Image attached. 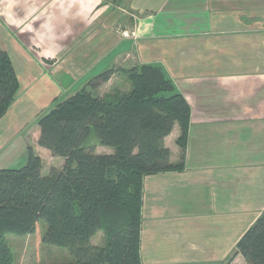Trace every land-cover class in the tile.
I'll use <instances>...</instances> for the list:
<instances>
[{
	"label": "crops",
	"instance_id": "obj_1",
	"mask_svg": "<svg viewBox=\"0 0 264 264\" xmlns=\"http://www.w3.org/2000/svg\"><path fill=\"white\" fill-rule=\"evenodd\" d=\"M0 50L20 84L0 119V153L22 139L26 153L30 146L41 158L42 171L44 159L52 160L48 170L64 159L55 163L36 144L40 117L103 72L114 71L95 92L100 97L128 92L123 70L161 66L190 107L185 169L192 165L196 172L144 179L140 261L245 264L240 255L225 262L227 252L219 250L194 253L201 241L180 236L192 230L175 226L244 220L232 229L238 241L264 210V162L242 165L250 155L264 159V0H120L117 6L108 0H0ZM179 134L175 125L165 137L170 162ZM210 154L224 161L211 162ZM158 176L164 178L151 184ZM149 212L155 221L144 220ZM152 237L167 244L148 254Z\"/></svg>",
	"mask_w": 264,
	"mask_h": 264
},
{
	"label": "trees",
	"instance_id": "obj_2",
	"mask_svg": "<svg viewBox=\"0 0 264 264\" xmlns=\"http://www.w3.org/2000/svg\"><path fill=\"white\" fill-rule=\"evenodd\" d=\"M109 70L39 118L37 145L64 159L42 174V160L27 148L19 169H0V264H16L6 235H32L43 223L42 242L66 250L64 264H142L140 256L144 179L180 172L184 157L170 162L165 146L174 126L185 149L190 107L155 64L123 70L128 92L103 97ZM8 54L0 50V119L20 84ZM91 137L96 143H90ZM96 146L111 154L95 153ZM235 244L245 264H264V210ZM103 233V245L92 244Z\"/></svg>",
	"mask_w": 264,
	"mask_h": 264
},
{
	"label": "rangeland",
	"instance_id": "obj_3",
	"mask_svg": "<svg viewBox=\"0 0 264 264\" xmlns=\"http://www.w3.org/2000/svg\"><path fill=\"white\" fill-rule=\"evenodd\" d=\"M104 2H106V0H103ZM110 2H113L115 4V6H117L119 4L120 0H108ZM121 3V2H120ZM190 123V121H189ZM179 130V127H178ZM180 131V130H179ZM179 137V136H177ZM176 137V141L177 138ZM26 142H32V138H26L25 139ZM188 140V137H187ZM19 142H22V139H17L15 144H12L10 146H8L7 148H5L3 151H1L0 153V169H19L20 167H23L26 163L27 160V153L25 151V148L21 146V144ZM90 143H96V141H94V138L91 137ZM19 143V144H18ZM170 143V140H169ZM171 144V143H170ZM177 145V143L175 144ZM174 147V146H173ZM43 149V148H42ZM187 141L185 143V149L184 150H180V147L177 145V149H176V154H173L172 158L173 161L172 163H178L177 161H179L180 157L183 155L184 157V168L183 170H181L180 172H170L173 173L172 176H165V177H179V178H184V176L187 177V174L185 173H193L196 172L195 169H193V166L190 165V170L189 168L185 169V163L187 161ZM196 151H198L199 149L195 148ZM175 150V149H174ZM46 151V150H45ZM47 152V151H46ZM112 150L109 148H105L102 147L100 151H98L99 154H111ZM26 154V155H25ZM171 156V153H170ZM219 155H214V154H210L209 157H211V159L209 157L208 160L215 161V163L217 161H219L220 159L217 157ZM230 156V155H228ZM263 157V155L259 156V158H255L254 155H250L248 156V158L246 160H244L242 165H253V164H262L264 162V159L262 160L261 158ZM231 162H235L233 159H236V155H231ZM58 160H54L55 163H58V161L62 158H57ZM45 164H44V169L42 171L43 175H46L48 173V163H49V159L46 158L44 159ZM52 161V160H51ZM50 161V162H51ZM224 160H221V162ZM219 161V163H221ZM238 162V161H237ZM251 162V163H248ZM231 163V164H232ZM222 164V163H221ZM189 165V162H188ZM187 167V166H186ZM188 169V170H187ZM48 170V171H47ZM187 170V171H186ZM185 171V173H184ZM199 173L203 172L201 171H197ZM164 174V173H163ZM164 176H158V177H152L150 181L153 182L154 180H156L158 182V180H160V178H164ZM152 184V183H151ZM152 194H148L147 197L151 196ZM150 216H147L144 220L146 222H150L152 220V214H149ZM235 219H231L228 218L227 220H214V219H209L208 221H214V223H203V222H198L196 221L195 224L193 225H181L178 224L175 226L176 230H182L183 228H188L190 230H192L191 233L188 234H179L180 236H186V237H190L193 238L196 241H201V242H195V246H197L198 248H194L193 252L195 253H206L208 251L211 252V255L213 256L214 254H216L215 252L221 253V255H223L225 252H227V257L225 260V262H230L235 256V244H236V240L239 237V235L236 233L240 228H242L243 226H245L246 222L243 220L242 222H236L234 221ZM153 221H155V219L153 218ZM202 227L205 228H210V229H203ZM36 232L32 235H25V236H15L12 234H8L6 235V239L7 242L10 246L11 249V254L13 255L14 261L16 264H64V263H71L72 258L70 257L69 253L66 252V250L61 249V248H57V247H53V246H49L44 244L41 240L45 231V227L43 223H40L37 227H36ZM145 229V228H144ZM232 229H236V232L234 233L232 231ZM220 232V233H217ZM103 233L99 232L97 233L96 237H94L92 244L96 245V246H101L103 245ZM148 244V240L146 241ZM151 242V243H150ZM150 247H145L146 251L148 252V254H150L153 249H158V251L160 249H162V247H164V245H166L167 243H164L162 241H159L158 239H156L155 237L150 238ZM205 242V243H204ZM207 247V248H206ZM216 248H220V249H216ZM225 248V249H224ZM163 250V249H162ZM146 255V254H145ZM152 257V256H149ZM225 258V257H224ZM224 258L222 260H224ZM152 258H147L145 259L147 264H150ZM224 263V261H223ZM222 263V264H223ZM146 264V263H145Z\"/></svg>",
	"mask_w": 264,
	"mask_h": 264
}]
</instances>
